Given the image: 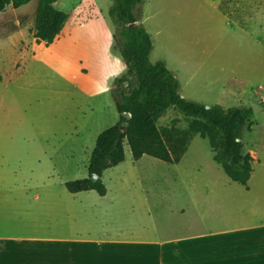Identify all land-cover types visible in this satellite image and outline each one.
I'll list each match as a JSON object with an SVG mask.
<instances>
[{
    "label": "rangeland",
    "instance_id": "rangeland-1",
    "mask_svg": "<svg viewBox=\"0 0 264 264\" xmlns=\"http://www.w3.org/2000/svg\"><path fill=\"white\" fill-rule=\"evenodd\" d=\"M221 1L143 0L134 12L152 41L150 62L163 61L183 89L191 72L180 63L211 58L217 82L199 84L202 100L260 106L242 133L254 160L249 192L213 161L207 140L188 135L175 109L157 126L170 150L186 145L177 163L134 161L124 144V160L102 175L104 196L66 191L65 183L87 177L98 135L119 121L111 88L126 68L112 48L114 1L59 0L54 6L68 18L51 44L19 51L22 33L0 39V236L22 239L11 250H35L41 264H158L144 243L243 230L235 235L251 247L264 241V3L255 9L264 0ZM35 8L33 0L7 25L0 16V36L19 20L32 37ZM226 73L234 81H222Z\"/></svg>",
    "mask_w": 264,
    "mask_h": 264
},
{
    "label": "trees",
    "instance_id": "trees-1",
    "mask_svg": "<svg viewBox=\"0 0 264 264\" xmlns=\"http://www.w3.org/2000/svg\"><path fill=\"white\" fill-rule=\"evenodd\" d=\"M31 1L0 0V13L9 5L18 9ZM34 1L32 37L36 43L51 44L68 16L55 8L58 0ZM113 1L108 11L114 27L112 48L126 68L125 75L114 79L111 88L119 121L96 138L87 165V177L65 183L66 191L70 194L94 191L104 196L106 189L102 175L124 160V144L129 147L134 161L148 156L166 164L177 163L186 145L179 143L176 149L170 150L157 126L158 120L169 109H175L187 120L189 136L199 135L207 140L213 161L230 181L247 186L253 157L243 150L242 133L252 110L239 107L223 109L218 105L207 109L204 104L182 98L179 82L165 63H151L149 60L152 41L139 22V15L134 12L143 0ZM124 113L130 114L128 121L123 118ZM125 122L126 129L123 128Z\"/></svg>",
    "mask_w": 264,
    "mask_h": 264
},
{
    "label": "crops",
    "instance_id": "crops-1",
    "mask_svg": "<svg viewBox=\"0 0 264 264\" xmlns=\"http://www.w3.org/2000/svg\"><path fill=\"white\" fill-rule=\"evenodd\" d=\"M224 1L225 0H222L221 2L224 3ZM257 1L259 2V0ZM193 2L195 3V1ZM194 3L193 5H191L193 8L195 7ZM263 3L264 2L261 1V4L255 6L257 14L260 13V8H262L261 6H263L262 5ZM223 5L221 4V6ZM10 6L11 5L7 6L6 9L0 13L2 19L5 20V24L11 18H14L16 20L18 18L16 12L21 8L20 7L18 9H14L12 6L11 7ZM9 8H11L12 12H10ZM213 9L217 11L219 10V6L216 5L214 6ZM7 10H8V14L12 13V15L7 16L6 15ZM193 14H197V13L193 12ZM258 18L259 17H257V19ZM15 20L11 21V26L7 28V30L4 32L5 36H0V39L9 37V35L11 34L22 33L23 36H25L27 39L24 38L23 40L22 38L21 39L19 38L16 40L15 45L17 46L19 51H23V50L25 51V49L32 46V44L35 41L33 37H29L31 35V32L28 31L26 25L23 24L22 21L20 24L19 20L18 21ZM13 64L14 66H17L16 62H14ZM166 67L169 66L166 65ZM214 68L215 66L211 58L198 62H192V61L181 62L179 65V70L184 74L186 73L189 74L190 72L191 74L187 80L188 81L187 83L190 85L187 90L183 89V87L179 82L180 96L189 101L201 103L206 106H213L214 105L213 103L208 102L206 100H202L203 98L201 99L203 95L201 96V93L199 92L198 88L200 85L201 86L212 85L213 83L217 82V80H215L213 76ZM224 70L225 69H223L222 72ZM229 74L232 75L231 73H226V75L222 77V81L226 82ZM234 76L235 75H232L233 81H234ZM262 109L264 110L263 106ZM242 187H243L242 190H244L245 192H249L248 185L247 187L246 186H242ZM240 232H236V233H240ZM236 233L231 231H226L220 233H211L209 236H206L204 238H196L190 240H167L163 242L161 241L147 242L144 243L146 246L145 249L147 255L146 257L154 258V259L161 258L162 261L161 263L159 261L158 264H264V241L262 240V237H260L259 240L258 237H256L254 241L255 244H253L251 247L248 244L249 242L248 237L235 235ZM201 239H206V242L200 245L197 244L196 241ZM19 240L22 239L12 236H0V264H41L40 253L37 254L35 250L34 252H32V256L30 252L11 250L10 243H14ZM31 247L32 245L30 246V249Z\"/></svg>",
    "mask_w": 264,
    "mask_h": 264
},
{
    "label": "water",
    "instance_id": "water-1",
    "mask_svg": "<svg viewBox=\"0 0 264 264\" xmlns=\"http://www.w3.org/2000/svg\"><path fill=\"white\" fill-rule=\"evenodd\" d=\"M206 108L208 109L209 106H206ZM251 110H252V114L253 115H256L259 111H260V106L259 105H252L251 107ZM123 118L128 121L130 119V114L129 113H124L123 114ZM123 128L126 129L127 128V122L123 123ZM94 179H96V176H93Z\"/></svg>",
    "mask_w": 264,
    "mask_h": 264
}]
</instances>
